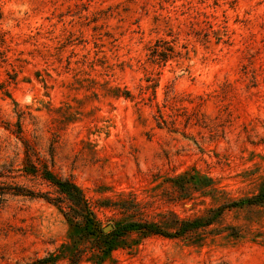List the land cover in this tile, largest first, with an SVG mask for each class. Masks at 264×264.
Here are the masks:
<instances>
[{"label": "rangeland", "instance_id": "1", "mask_svg": "<svg viewBox=\"0 0 264 264\" xmlns=\"http://www.w3.org/2000/svg\"><path fill=\"white\" fill-rule=\"evenodd\" d=\"M32 166L74 182L107 226L173 231L258 194L264 0H0V172L38 193L0 194V264L68 240L57 189ZM194 173L212 185L192 188ZM127 245L103 264H264V204Z\"/></svg>", "mask_w": 264, "mask_h": 264}, {"label": "trees", "instance_id": "2", "mask_svg": "<svg viewBox=\"0 0 264 264\" xmlns=\"http://www.w3.org/2000/svg\"><path fill=\"white\" fill-rule=\"evenodd\" d=\"M25 170L27 175L40 174L42 179L57 189L59 195L55 205L58 206L69 226L68 240L61 244L57 253L37 259L30 264H55L60 259H65L68 264H82L83 262L103 264L111 260L114 251L129 247L127 245L129 235L136 234L143 237L158 235L166 238H176L211 225L226 208H242L249 205L264 204L263 188L258 194L249 198L232 201L216 208L209 217L180 220L173 231L165 230L156 223L127 218L117 220L111 224V229L105 232L104 228L107 225H102L97 219L89 200L83 194L82 189L74 182L56 176L46 167L38 170L32 166L31 168L25 167ZM6 178H8V175L0 172L1 195L38 196V193L25 190L18 185H14V189H11L8 186L12 185L6 183ZM189 179V183L194 189L205 190L212 185L210 178L197 173L191 175ZM43 198L48 201H55V199H50L46 196H43Z\"/></svg>", "mask_w": 264, "mask_h": 264}, {"label": "water", "instance_id": "3", "mask_svg": "<svg viewBox=\"0 0 264 264\" xmlns=\"http://www.w3.org/2000/svg\"><path fill=\"white\" fill-rule=\"evenodd\" d=\"M111 229V225H108L107 227L104 228L105 232H108Z\"/></svg>", "mask_w": 264, "mask_h": 264}]
</instances>
